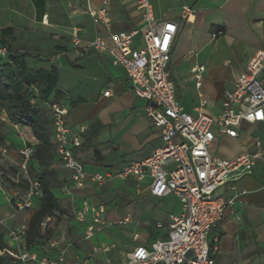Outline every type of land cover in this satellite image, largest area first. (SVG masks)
Segmentation results:
<instances>
[{
  "label": "crops",
  "instance_id": "obj_1",
  "mask_svg": "<svg viewBox=\"0 0 264 264\" xmlns=\"http://www.w3.org/2000/svg\"><path fill=\"white\" fill-rule=\"evenodd\" d=\"M42 1L43 10L38 11L32 0H0V29L13 28L17 49L40 55L26 59L30 70H57V90L69 106L66 118L69 136L80 139V147L74 149L76 159L87 174L116 171L128 163L144 160L160 144L159 132L146 117L145 101L133 95L126 73L114 66L108 55L76 53L70 42L73 28L80 30L82 41H90L97 35L108 40L110 32H141L142 13L136 0L110 2L109 29L95 25L88 15V11L100 9L103 0ZM149 2L158 23L177 25L168 70L183 111L191 114L200 94L208 101L207 114L216 117L225 93L233 90L236 78L250 59L264 49V0ZM183 8L191 13L183 14ZM134 44H140V35ZM193 66L204 67L199 89L190 73ZM259 78L264 89V73ZM107 90L109 96L103 97ZM0 121L4 123L1 132L6 148L18 152L23 142L35 143L29 129L10 126L3 111ZM237 131L238 136L233 139L216 137L209 152L219 159L232 160L255 153V144L260 142L262 159L249 175L215 191L214 197L226 205L222 220L210 232L209 246L216 247L215 264H264V121L241 123ZM58 170L65 184L58 189L62 194L58 199L62 200L60 210L51 215L48 232L61 246L69 245L64 264H114L115 261L123 264L127 253L137 246H148L163 238L165 230H157L155 223H165L170 213L180 209L174 196L153 198L146 184L136 188L131 180H115L104 186L88 182L81 190H71L68 173L62 168ZM122 184L125 188L132 185L127 189L126 206L120 208L117 200L106 205V188ZM0 192L3 193L0 232L7 241L8 229L27 225L39 202L35 201L31 209L14 213L12 191ZM83 201L89 207H104L105 227L89 240L85 239V229L90 217L87 215L84 223L75 217ZM137 212L139 217L135 216ZM124 219L128 220L126 224L116 226ZM122 237L128 238V242H121ZM93 247H109V250L92 253Z\"/></svg>",
  "mask_w": 264,
  "mask_h": 264
},
{
  "label": "built area",
  "instance_id": "obj_2",
  "mask_svg": "<svg viewBox=\"0 0 264 264\" xmlns=\"http://www.w3.org/2000/svg\"><path fill=\"white\" fill-rule=\"evenodd\" d=\"M111 1L103 0L100 9L88 11L95 25L109 29L108 6ZM136 5L142 13L141 32H110L108 40L97 35L90 41H82L80 30L73 28L70 42L76 53L108 55L114 66L124 70L133 95L146 103V117L159 132L160 144L142 161L128 163L116 171L87 174L74 155V149L80 147V139L70 138L66 126L69 106L65 102L52 103L48 109L53 119L59 166L68 173L71 190H81L88 182L104 186L115 180H131L136 188L146 184L153 198L174 196L179 200V211L170 213L165 223L154 225L157 230H165V236L148 246H137L127 253L123 264H215L213 254L216 247L210 248L209 235L222 220L226 203L215 198L214 193L220 187L249 175L262 159V154L261 143L256 142L255 153L222 160L209 152V146L216 137L236 138L241 123L264 121V89L259 78L264 73V49L250 59L243 73L236 78L233 90L225 93L216 117L207 114L208 101L200 94L193 112L185 113L168 70L177 25L158 23L152 15L149 0H136ZM190 13L188 8H183V14ZM138 35L140 44L135 45ZM0 54L3 55L4 50H0ZM203 72L202 66L190 68L197 89ZM109 94L107 90L103 97ZM31 146L23 142L19 149L17 166L21 179L16 178L15 183L23 180L26 189L16 192L13 197L14 213L31 209L33 202L42 197L40 182L28 175ZM4 188L0 181V191ZM103 214V206L89 207L86 201L77 210L75 217L79 223H84L87 215L90 217L85 229L86 240L105 227ZM51 221L50 216L40 223L39 232L44 241L39 246L27 244L26 224L8 229V249L0 250V256L8 255L18 264H64L69 245L61 246L57 239L47 237ZM127 221L124 219L119 224L124 225ZM108 250L109 247H93L92 253Z\"/></svg>",
  "mask_w": 264,
  "mask_h": 264
},
{
  "label": "trees",
  "instance_id": "obj_3",
  "mask_svg": "<svg viewBox=\"0 0 264 264\" xmlns=\"http://www.w3.org/2000/svg\"><path fill=\"white\" fill-rule=\"evenodd\" d=\"M38 11L43 10L42 0H32ZM0 111L6 115L10 126L29 129L35 143L27 166L28 175L40 182L42 197L39 207L33 212L27 223L26 241L29 246H39L44 241L40 235V223L53 212L59 211V201L55 191L62 188L65 181L60 175L59 161L55 152L53 139V119L49 113L52 103H64V96L57 90L58 73L55 68L48 71L30 70L26 59L40 55L33 51L16 47L14 30L11 27L0 29ZM4 123L0 121V152L5 147V136L1 132ZM29 144V143H27ZM12 189L24 191L23 180L15 183L12 177ZM0 181L6 186L5 177ZM50 237V233H47ZM8 249L4 234L0 232V250ZM0 264H18L8 255L0 256Z\"/></svg>",
  "mask_w": 264,
  "mask_h": 264
},
{
  "label": "rangeland",
  "instance_id": "obj_4",
  "mask_svg": "<svg viewBox=\"0 0 264 264\" xmlns=\"http://www.w3.org/2000/svg\"><path fill=\"white\" fill-rule=\"evenodd\" d=\"M36 46H38L37 44H34ZM35 48V47H34ZM15 133L17 135V137H20L21 134L17 133L15 130ZM22 139H24V135L22 134ZM26 143V142H25ZM1 152H0V175H2V177H5L6 180V186L4 188V191L6 190L7 192H11L14 194H16V192H18L19 190L17 189H12L13 186L11 185V180H9L8 177H12V179L16 180V178H20L21 179V175H19V170H18V163L20 162V157H19V150L18 152L14 150H12V148H6L3 147L1 148ZM4 151V152H3ZM12 187V188H11ZM127 188H125V185L122 184L120 186H110L106 188V205H109L111 203H115V200H117V203L119 204L120 208H124L127 204V195H129L127 193V189L132 187V185H127ZM9 190V191H8ZM111 192V193H110ZM0 192V196H1ZM13 195H12V199H13ZM55 195L56 197L59 199V196H62L61 192H58V190L55 191ZM62 201V200H59ZM35 202V201H34ZM33 202V203H34ZM69 210V209H68ZM70 212V210H69ZM140 212H137L135 214L136 217H139ZM71 215H67V218H70ZM121 226L119 223L116 224V226ZM58 226V222L56 227ZM69 227V226H68ZM1 229V228H0ZM49 233V232H48ZM6 236V235H5ZM121 242H128V238H120ZM119 262H116L114 264H118Z\"/></svg>",
  "mask_w": 264,
  "mask_h": 264
}]
</instances>
